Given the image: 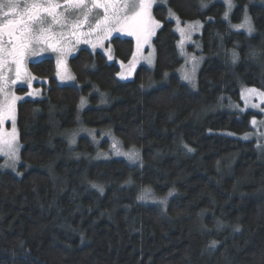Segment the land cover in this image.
Masks as SVG:
<instances>
[{"label":"trees","instance_id":"16d2710c","mask_svg":"<svg viewBox=\"0 0 264 264\" xmlns=\"http://www.w3.org/2000/svg\"><path fill=\"white\" fill-rule=\"evenodd\" d=\"M232 4L157 5L154 67L129 81L118 63L134 43L118 37L113 62L74 52L72 86L58 84L52 58L28 65L45 83L40 100L16 108L20 176L0 171V264H264V146L250 134L259 115L239 113L244 88L264 91V0ZM171 14L202 25L183 54L200 59L194 90L176 72L185 60ZM245 16L251 34L237 27ZM82 129L111 132L140 164L102 159L108 142ZM149 191L173 197L162 207L143 200Z\"/></svg>","mask_w":264,"mask_h":264},{"label":"snow or ice","instance_id":"6c2138e0","mask_svg":"<svg viewBox=\"0 0 264 264\" xmlns=\"http://www.w3.org/2000/svg\"><path fill=\"white\" fill-rule=\"evenodd\" d=\"M156 0H0V92H4L8 77L4 75V69L10 65H15L16 83L22 78L24 61L30 54L33 44H46L53 51L64 52L63 47H58L61 40L65 38L66 28H71V35L79 39L81 36L90 35L91 32L104 30L106 33L112 31L126 32L128 35H135L137 47L143 43H148L153 29L149 23L159 24L151 19L150 10ZM229 11L233 7L232 0H225ZM206 7V4H202ZM97 9L102 10L103 16H99ZM228 13H225V19ZM85 25L90 26L89 33L79 30ZM198 22L191 27H198ZM237 27L246 28L249 34L254 31L249 17L245 16L244 21ZM57 28L60 30L57 31ZM7 37V40H5ZM84 42H90L85 40ZM95 46V45H93ZM148 63H152L151 55L146 58ZM237 59L233 53V62ZM62 63L57 61L58 66ZM195 69H193L194 71ZM25 75L30 76V73ZM59 75V73H58ZM74 79L67 76L61 79ZM125 77L121 75V79ZM183 79L191 81L192 77L185 73ZM29 86H31L29 84ZM249 94H257L264 103V92H257L256 89H246ZM16 97L8 104V116L12 115V108ZM4 116L0 115V123ZM255 124V121H253ZM247 139V135L244 137ZM260 147V145H258ZM189 152L192 148L185 145ZM19 146L17 144V134L13 127L8 137L0 136V154L6 155L11 164L7 162L4 167H13L19 160ZM97 187L103 191L102 187ZM171 195V193H169ZM163 202V201H162ZM215 241H213V246Z\"/></svg>","mask_w":264,"mask_h":264},{"label":"rangeland","instance_id":"374dc122","mask_svg":"<svg viewBox=\"0 0 264 264\" xmlns=\"http://www.w3.org/2000/svg\"><path fill=\"white\" fill-rule=\"evenodd\" d=\"M225 1V0H224ZM166 0H156V2L152 5L151 10H150V15L151 19L156 21L153 17L152 11L157 5H162L165 4ZM226 3V2H225ZM99 16L102 17L101 13H98ZM172 15V14H171ZM174 18L175 16L172 15ZM177 23L176 31L179 36V52L182 55L183 60H185L183 68L179 69L176 71L177 73L181 74V78L183 79L185 73L189 74L192 79L191 81L181 79L183 82H185L186 85H188L192 90L196 89V79H197V73H198V64L199 60L195 56L188 55L187 53L185 54V57H183V54L185 53V49L188 51V47L194 46L195 43V37L199 35L201 32L202 25L201 23L198 22V27H191L192 25L196 24V22L192 23H184L181 24L180 20L175 18ZM157 22V21H156ZM158 23V22H157ZM159 24V23H158ZM150 28L153 29V35H151L149 42L148 43H143L141 46L137 47V39L135 35H128L126 32H121V31H112L110 34L106 33L104 30L100 31H95V34L92 36H83L84 38L81 39L77 43H71L66 51H64L63 54L60 56H47V58H52L55 62V78L60 86H72L75 81L74 79H61V77H67L73 75L70 72L69 69V59L74 55V52L78 51L80 48L87 49L91 52H101L105 55L107 60L109 62L114 61V57L112 55L111 49L109 47V42L112 38L118 37V38H123V39H130L134 43V52L133 56L130 59L129 62L123 63L119 62V73H118V80L120 81H129L133 79V75L136 71V69L140 66H144L146 68L152 69L154 67V62H155V51H154V46H153V40L155 38V35L157 31L160 29V24L159 27H157L155 24L149 23L148 25ZM90 28L89 25H85V33L87 31H90L88 29ZM60 29L57 28V31ZM65 33L68 34L69 32L72 31V29L66 28L64 29ZM80 31V30H79ZM82 32V31H80ZM76 37V36H74ZM85 40H88L90 42H84ZM197 43V42H196ZM198 44V43H197ZM95 45V46H93ZM196 47V46H195ZM199 47V45H198ZM190 53V52H189ZM151 55L152 58V63L149 64L148 60L146 59ZM185 58V59H184ZM41 57L36 56L32 59L34 60H40ZM61 60L62 63L58 66L57 61ZM202 62V61H201ZM13 68V67H12ZM15 68L14 66L12 73H15ZM193 69H195L193 71ZM26 73H30L27 68L22 69V77L26 78V81L22 82V78L18 80L16 83H14V88L24 86V89L21 91L13 90L9 86L7 87V90H4V92H0V115L4 116L3 122L0 123V136L8 137V134L12 132L13 127L16 130L17 134V144L19 146L18 150V155H19V160L15 163V170L13 167H4L3 165L7 162L8 164H11L12 161L8 159L6 155L0 154V159L3 160V162L0 164V171H6L10 172L14 175L20 176V173L18 172V168L21 165L20 161V143H19V138H18V130H17V125H16V108L17 105L20 102L26 101V100H40L43 97V90L42 87L37 86L38 84H44L45 81L36 78L33 76L31 73L30 76L25 75ZM59 73V75H58ZM121 75H123L125 78L121 79ZM16 77V74H15ZM16 79V78H15ZM29 84L31 86H29ZM75 85V84H74ZM194 85V86H192ZM21 89V88H20ZM246 89L250 88H244L243 91H241V101H242V106H237L240 108L239 113H244L245 111H252L259 115V117H254L251 120V126L254 128V132L250 133L251 137L260 143L261 146H264V103L261 102V97H259L257 94H249ZM254 89V88H252ZM257 90V89H256ZM257 92H264L261 90H257ZM16 97L18 99L15 100V103L12 108V115L8 116V104L12 102L13 98ZM86 103H82V107H85ZM253 121H255V124H253ZM84 133H79L81 136H86L88 139H90L94 143H103L108 142V150L105 152L106 155H103L104 158L102 159H107V158H124L127 160L128 164L130 166H135L140 164V152L137 148L131 147V148H125L121 141L117 139L111 132L109 131H91V130H85L82 129ZM80 131V132H81ZM250 134H247L250 135ZM246 136V135H245ZM111 153L108 155V153ZM100 154V152H99ZM108 155V156H107ZM168 195V194H167ZM173 195L170 197L172 198ZM142 198V194L140 199ZM169 196L165 197H159L156 196L154 193L149 191V193H145L143 196V200H148L149 202H152L153 204L158 203L162 207L166 206L167 201L170 199ZM163 201V202H162Z\"/></svg>","mask_w":264,"mask_h":264},{"label":"flooded vegetation","instance_id":"af4514ba","mask_svg":"<svg viewBox=\"0 0 264 264\" xmlns=\"http://www.w3.org/2000/svg\"><path fill=\"white\" fill-rule=\"evenodd\" d=\"M97 13H101L102 16H103V12L102 10L100 9H97L96 10ZM88 29L90 30V28L88 27ZM85 26L80 29V31H82L83 33H85ZM86 33H89V31H87ZM95 32H91L90 35H85V36H92L94 35ZM84 37L81 36L79 39H77V37H74L73 35H71V32H69L68 34L65 35V38L61 40L60 44L58 45V47H63L64 48V51H66V49L68 48V46L71 44V43H75L77 41H80L81 39H83ZM5 40H7V37H5ZM32 49L33 51L30 52V54L27 56V58L25 59L24 61V67L28 69V65L31 63V62H35L34 60L32 61V59L36 56H39L42 58H45L47 56H60L62 53L60 51H53L51 48H49L46 44H33L32 45ZM64 53V52H63ZM38 61V60H37ZM14 64L13 65H10V68H11V71H9L8 67H6L4 69V75L8 77V81L5 85V89L4 90H7V87H11L12 88V91L13 90H16L18 91H21L22 89H24V86H21V87H16L14 88V84L12 83L13 80H16L15 78V73H12V70L14 68ZM13 67V68H12ZM23 81H26V78L22 77V82ZM21 88V89H20Z\"/></svg>","mask_w":264,"mask_h":264}]
</instances>
